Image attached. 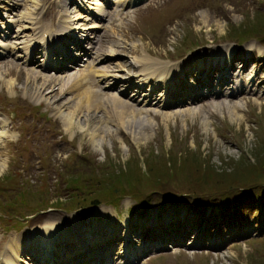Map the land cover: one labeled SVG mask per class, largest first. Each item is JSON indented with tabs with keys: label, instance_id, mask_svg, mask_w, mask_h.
Instances as JSON below:
<instances>
[{
	"label": "rangeland",
	"instance_id": "rangeland-1",
	"mask_svg": "<svg viewBox=\"0 0 264 264\" xmlns=\"http://www.w3.org/2000/svg\"><path fill=\"white\" fill-rule=\"evenodd\" d=\"M68 1L70 4L63 11L70 19L78 17L72 22L81 27V34L88 33V26L94 21L82 15L81 11L86 8L84 3L94 6L98 2L100 6L107 4L109 8H115L108 11L101 7L98 34L101 35L102 51L108 53L111 48L114 52L109 57L102 55L101 64L96 65V60L87 56L86 59H78L77 65L61 66L52 71L42 65V60L26 57L23 61L21 56L24 53L16 48L21 46L23 36L24 40L34 33L28 29L17 30L22 13L34 4V16L40 19V26L50 25L56 32L58 20L63 14L59 16L60 5L66 0H18L14 4L11 0H0V12L7 17L6 20L0 16V25L11 29L9 35L1 40L5 45L0 46V119L5 120L4 129L8 131V136H12L10 139L2 137L3 141L0 139V222L7 228L5 234L0 232V248L14 237H8L11 234L24 240L25 235L40 230L41 226H60L66 217L72 216L65 214L61 205L70 202L72 194L77 192L73 188L77 187L79 194L98 197V207H113L111 217L99 218V222L108 225L112 240L124 227L123 219L135 227L147 218L146 213L152 207L161 209L176 202L200 212L213 206L219 210L218 217L213 212L215 216L207 219V228L203 233L201 224L198 225L205 218L202 214L189 219L193 222H188V229L192 232L185 236L179 234H184L179 228L180 221L171 218L173 223H167L163 231L164 247L147 250L134 264H264V229L259 234H256L259 229L255 231L260 218L264 221V209L258 207L252 215L254 211L240 202L257 200L261 204L264 201V188L261 189L264 171H258L255 165L258 162L264 165V44L253 38L246 39L255 41L253 43L261 48L258 55L255 49L231 44L225 36L231 24L237 26L245 20H252L255 14L263 20L264 6L261 1L264 0H86L80 5ZM56 5L59 6L57 11ZM255 6L258 12L253 11ZM6 8L11 10V14ZM107 11L109 15L104 16ZM17 32L19 36H15ZM195 42L200 44L195 46ZM225 46L231 47L232 58L227 52H221ZM187 48L189 51L178 57ZM144 49L151 53H145ZM200 50L204 54H197L203 52ZM145 55L180 65L169 78L159 83L162 91L167 90L166 97L176 85H179L178 90L189 92H194L193 87L204 90L206 80H210L207 87H212L210 82L217 85L220 81L212 77L222 74V69L228 75H234L239 86L230 94L224 88V93L216 91L165 106L164 103L160 104L162 106L139 104L121 92L126 90L131 92L130 95L134 94V90L125 89L124 78L131 77L134 70L137 72L135 65H142L138 61ZM201 57L204 58L201 60ZM50 58L49 55L47 59ZM221 59L224 62L221 63ZM214 62L217 64L207 66ZM198 64L206 66L207 70L194 72V66ZM93 65L94 69H108V73L123 78L117 85V93L105 86L98 77L100 75L93 71ZM202 71L206 72V76ZM32 73L36 75L34 78H26ZM42 75L48 79L39 93L41 97L35 100L30 93L42 82ZM78 77L82 80L79 81ZM180 79L191 84L179 82ZM8 80L13 81V90L5 85ZM82 86L121 94L130 109L140 110L138 113L145 120H131L123 126L105 98L104 102L108 105L100 108L76 106V103L85 100L84 96H79L84 94H79L84 88ZM156 95L159 96L158 92L154 98ZM170 99H173L172 95ZM142 100L146 103L149 98L142 97ZM63 104L76 111L82 129L78 125L72 126V130L65 127L63 118L56 111ZM188 109L193 113L185 112ZM165 113L169 114L164 116ZM91 129L100 135L98 145L92 141ZM144 157L150 164L144 161ZM145 163L154 175L159 171L163 179L167 177L166 172H175L173 181L163 180L154 187L152 184L149 186L146 180H140L135 185L120 181L109 185L102 181L101 185L99 182V179H109L117 171L131 170L143 178ZM96 184L100 185V190L94 188L93 192ZM153 189L155 193L150 192ZM56 200L60 203L55 204ZM91 205L83 203V207L74 208L81 207L79 209L86 212L90 209L88 207H93ZM128 207L130 216L136 215L131 220L126 212ZM172 208L179 210L180 206ZM173 214L172 211L168 215ZM77 218L78 214H75L74 220ZM88 219L90 216L84 222ZM253 223L255 229L249 232L247 229ZM140 231L139 228L129 231L138 245L144 239ZM135 232H139L137 237ZM240 232L241 235L236 236ZM199 240H204V243ZM71 251L69 248L66 253ZM129 254L133 255V252ZM30 255L33 256V253Z\"/></svg>",
	"mask_w": 264,
	"mask_h": 264
},
{
	"label": "bare ground",
	"instance_id": "bare-ground-1",
	"mask_svg": "<svg viewBox=\"0 0 264 264\" xmlns=\"http://www.w3.org/2000/svg\"><path fill=\"white\" fill-rule=\"evenodd\" d=\"M37 3V2H35ZM123 3V2H122ZM122 5V4H121ZM125 5V4H124ZM39 9V8H38ZM97 12H100L101 9L96 8ZM37 11V10H36ZM102 12V11H101ZM35 13V5H31V8H29L26 12L22 13V15L20 16V20H21V24L19 26L20 32L23 29H28L31 32H33L34 37L33 39L32 36H28L26 37V39L23 40L24 36L22 37V44H21V48H22V52L24 53L25 56H28L30 52H32V50L34 49L35 46L38 45H42V48H39L42 50L43 54L46 53L47 48L49 47L50 43L53 42V39L55 38V32H53V28L51 29L49 26H40V19H38L37 16H34ZM90 16V15H89ZM92 17V16H90ZM78 17H75L73 19H77ZM70 17L64 12L60 19H59V27H62L60 29H62V34L65 35L66 33H74V30L76 29V27L70 23V20L72 22L73 19H70ZM40 27V28H39ZM93 27H100V24H98V22H94L92 21L90 23V25L88 26V28H93ZM39 28V31L36 33V30ZM8 31V30H7ZM25 32V31H24ZM7 34V32H5ZM28 33V32H27ZM42 34H44L45 36H42ZM15 36H19V33L17 32L15 34ZM16 39V38H15ZM100 42V38L98 37L97 43H96V47L94 46V59L96 60V62H99L100 58L98 57L99 54L101 52H98V48L101 47ZM252 42V41H251ZM251 42L247 43L248 46L246 47L248 50L250 49H255L256 53L259 55L261 54V48L258 45L252 44ZM4 43L0 41V46L3 47ZM225 52H227V50L229 49L228 47H224ZM203 51V50H200ZM206 51V50H205ZM253 51V50H252ZM9 52V51H8ZM109 52H112V49H109ZM208 52V51H207ZM215 53V52H214ZM7 55V53H5ZM206 55V54H205ZM49 56V55H48ZM47 56V57H48ZM261 56V55H260ZM33 57V55H32ZM109 57V56H108ZM35 58V56H34ZM204 57H201V60ZM26 60V59H25ZM201 62V61H200ZM203 62V61H202ZM220 62V61H219ZM47 63V62H46ZM89 63V62H88ZM255 63V62H254ZM40 64V63H38ZM45 63H43L42 65H44ZM138 64H142L137 66L138 70H137V76L140 77L139 79L141 80V82H146L148 85H150L152 87V82H155L158 78H165V77H170V75L174 72V68H176L177 64H171L168 63L167 61L158 59L156 57H150V56H142L141 59H139ZM41 65V66H42ZM201 65V64H198ZM230 67L232 66V64L229 65ZM198 68H201L200 66H197ZM239 67V66H238ZM246 67V66H245ZM41 68V67H40ZM47 68V67H46ZM112 68V67H111ZM198 68H196V66H194L195 70H199ZM32 70V69H31ZM52 70V69H51ZM60 70V69H59ZM187 70V69H186ZM190 70V69H189ZM229 70V69H228ZM53 71V70H52ZM93 71L96 72L98 75H100L101 77L103 76H107L109 75V73H107L106 69H98L95 68L94 69V65H93ZM38 72V71H37ZM91 72V71H90ZM179 72V71H178ZM227 72V71H226ZM238 72V70H237ZM228 73V72H227ZM229 74V73H228ZM4 75V74H3ZM51 75V74H50ZM85 75V74H84ZM186 75V74H185ZM189 75V74H188ZM240 75V74H239ZM36 75L34 73L32 74H27V77H35ZM51 77V76H50ZM62 77V76H61ZM60 77V78H61ZM180 77V76H179ZM209 77V76H208ZM243 77V76H242ZM41 83H39L38 85H36L34 87V90L30 93V96H32L33 98H36L35 100L39 99V93L41 94V89L43 88V86H45V81L48 79V77L46 75H42L41 77ZM79 78V79H78ZM77 79L80 81L82 80L80 77H78ZM84 78V77H83ZM235 78V76H234ZM244 78V77H243ZM242 78V79H243ZM57 79V78H56ZM192 79V78H191ZM249 79H252V75L249 76ZM75 81V80H74ZM166 81V80H165ZM191 81V80H190ZM196 81V80H195ZM56 82V81H55ZM59 82V81H58ZM84 82V81H83ZM93 82V81H92ZM245 82V80H244ZM82 83V82H81ZM166 83V82H165ZM73 84V83H72ZM86 84V83H85ZM105 86L107 88H111V84H108V81L104 82ZM5 85L8 87V89L12 88L13 86V81L12 80H8V82L5 83ZM65 85V84H64ZM94 85V84H93ZM76 86V85H75ZM129 86V85H128ZM52 87V86H51ZM79 87V86H78ZM84 87V86H82ZM170 87V86H169ZM64 88V87H63ZM74 87H71V89ZM80 88V87H79ZM129 89V88H128ZM172 89V88H171ZM13 90V88H12ZM54 90V89H53ZM167 91V90H165ZM13 92V91H12ZM62 92V91H61ZM78 92V91H77ZM76 92V93H77ZM84 93V94H83ZM100 93V94H99ZM117 93V92H116ZM79 94H83V95H79L80 97H85V100L82 102L79 101L78 103H76V106H86L87 108H100L99 106H103L106 103L104 102L105 100L103 98H105L106 100H109V103L111 104V106L113 107V112L114 115L116 116V118L118 120L121 121V124L124 126L125 123H130L131 120L136 121H144L145 119L138 113L141 112L140 110L137 109H133V107H131L130 109V105L128 104V102L121 96V94H115V93H105L102 92L100 89L96 88V87H89L85 89V87L83 88V90L81 89V92ZM166 94V93H165ZM164 94V95H165ZM75 95V94H74ZM51 96V95H50ZM41 97V96H40ZM53 98V97H52ZM61 98V97H60ZM77 98V97H76ZM128 98V97H126ZM183 98V97H182ZM81 99V98H80ZM63 101V100H62ZM72 101V100H71ZM77 101V100H76ZM136 101V99L134 100ZM37 102V101H36ZM132 102V101H131ZM142 102L144 103V101L142 100ZM160 100L158 99V101L155 103L157 105L159 104ZM64 104H67L66 102ZM63 107H58L56 108V111L59 115H61V117L63 118L64 121V125L68 130H72V126H76L78 125L81 129L82 127L79 125L80 120L78 121V116L76 115V111L74 112L73 110H71V106H70V110L69 108H67V105H64ZM73 104V103H72ZM108 105V104H106ZM74 107V105H72ZM75 106V107H76ZM82 107V106H81ZM85 107V108H86ZM233 108H236L235 106H233ZM81 109V108H80ZM66 110V111H64ZM76 110V109H75ZM82 110V109H81ZM87 110V109H86ZM179 112H182L181 110H178ZM185 111V110H184ZM187 113H193V110L190 111V109H188L187 111H185ZM178 113V112H177ZM169 113H165L163 114L164 116H167ZM89 120V118H88ZM134 122V123H135ZM132 124V123H131ZM132 126V125H130ZM127 127V126H126ZM136 127V125L134 126ZM5 128V120H1L0 119V139L2 137L7 138L8 137V131L4 129ZM91 138L93 139L92 141L94 142V145H98V136L100 137L98 131L91 129ZM2 140V139H1ZM3 141V140H2ZM99 210V208H98ZM112 212V211H111ZM115 213V212H114ZM139 213V212H138ZM138 216V215H137ZM111 217V216H110ZM139 217V216H138ZM95 219V217H94ZM140 219V218H139ZM123 223L122 224H126L127 222L125 221V219L122 220ZM110 222V221H109ZM108 222V224H109ZM104 224V223H103ZM114 224V223H113ZM135 224V223H134ZM44 225V224H43ZM50 224L46 225L45 227H43L42 231L44 235H47L50 229ZM117 229V228H116ZM32 230V229H31ZM105 231V230H104ZM119 232V231H118ZM21 236V235H20ZM27 238H23L25 239V241H28L29 239V235H25ZM19 237V236H18ZM15 238V236L13 238H9L7 240L6 243H4L2 245V247L0 248V264H33L31 262H35L37 261V258L33 255V256H26L23 253V257H22V252L20 251V247L18 245V242H15V239L19 240L20 238ZM25 244V242H24ZM66 248H70L63 245H60L57 247L58 251L59 250H65ZM73 251V250H72ZM69 252L66 253L65 255L67 256V254H74V252ZM40 256V260L42 262L44 255H46V252L37 253ZM49 259V258H48ZM44 261V260H43ZM50 261V259H49ZM44 264H48L47 261H45ZM107 264H112V262H107Z\"/></svg>",
	"mask_w": 264,
	"mask_h": 264
},
{
	"label": "trees",
	"instance_id": "trees-1",
	"mask_svg": "<svg viewBox=\"0 0 264 264\" xmlns=\"http://www.w3.org/2000/svg\"><path fill=\"white\" fill-rule=\"evenodd\" d=\"M258 1H261V0H258ZM261 4L264 6V1H261ZM253 11L258 12V7L255 6ZM261 18L262 17H260L259 14H255V16H253L252 20H245L244 22L240 23L237 26H234L232 24L229 25L225 36L228 39L234 40V41H242V40H245L247 38H256L259 41H261L262 43H264V19L261 20ZM144 161L148 162V159L146 157H144ZM148 163L150 164V162H148ZM148 163H145L146 171H145V173H142V175H144L143 178H140L138 176V174L134 173L133 171L128 170V171L123 172V173L120 171H117V173L113 172L109 179H107V180L99 179V182L101 184L102 181H106L107 182L106 185H109L110 183H114V182L117 183V181H120V182L127 183V185H129L128 183L135 185V184H138L137 182H139L140 180H146L148 182L149 186L152 184L154 187L155 185L163 182V180L164 181L165 180H169V181L172 180L173 181V175L175 174V172H174V174L172 171L166 172L165 175L167 177L163 179V176H161V174H159L160 173L159 171H158V173H156V175H154L150 171ZM255 165H257L258 171H260V172L264 171V165H261V163H259V162ZM131 173H133L135 175H133ZM176 174H179V173H176ZM262 175L264 177L263 173H262ZM57 176H58V173H57ZM134 176H136V177H134ZM96 185H97V187H95V186L93 187V192H94V188L98 191L100 190V187H98L100 185H98V184H96ZM75 186H77V185H75ZM261 186H264V181L261 183ZM73 189L76 190L77 192L72 194L70 202L68 204H66L65 206L61 205L62 207L74 208V206H81L82 207L83 203H89L92 205L99 203L98 197L93 196V194L92 195H87V194H83V193L79 194L78 192H80V190H78L77 187H74ZM178 190H180V189H178ZM180 191H182V189ZM57 203L59 204L60 201L56 200L55 204H57Z\"/></svg>",
	"mask_w": 264,
	"mask_h": 264
}]
</instances>
